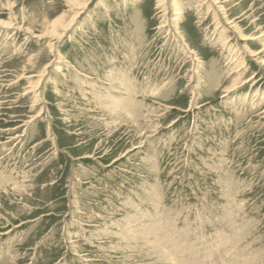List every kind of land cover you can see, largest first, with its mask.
Masks as SVG:
<instances>
[{
	"label": "rangeland",
	"instance_id": "374dc122",
	"mask_svg": "<svg viewBox=\"0 0 264 264\" xmlns=\"http://www.w3.org/2000/svg\"><path fill=\"white\" fill-rule=\"evenodd\" d=\"M75 2L0 0V264H264V0Z\"/></svg>",
	"mask_w": 264,
	"mask_h": 264
},
{
	"label": "bare ground",
	"instance_id": "6f19581e",
	"mask_svg": "<svg viewBox=\"0 0 264 264\" xmlns=\"http://www.w3.org/2000/svg\"><path fill=\"white\" fill-rule=\"evenodd\" d=\"M75 1V0H74ZM160 1H163V0H160ZM78 6H79V12H81V10L82 9H84L87 5H88V0H76V2H75ZM79 12L77 13V15H76V17L79 15ZM181 11H180V9L178 10V12L177 13H180ZM73 16H75V15H73ZM76 17L75 18H73V20H71L68 24H66V25H64V31H66L67 29H69V27L73 24V22L75 21V19H76ZM63 23H61V21L60 20H56L55 22H53V31H51L52 32V34H57V30H56V28L58 27V26H61ZM221 25V24H220ZM7 26H9V24H6V27ZM73 26V25H72ZM62 36V34H59V37H61ZM64 36V35H63ZM62 36V37H63ZM169 38V37H168ZM177 44V43H176ZM235 62V61H234ZM240 69V68H239ZM234 88V87H233ZM153 228V227H152ZM151 228V229H152ZM153 230V229H152ZM158 231V230H157ZM150 233V232H149ZM151 233H153V232H151ZM150 233V234H151ZM154 234V233H153ZM165 234V233H164ZM164 234H163V236H164ZM155 235V234H154ZM158 236V235H157ZM168 236H169V234H168ZM160 237H162V236H160ZM171 237V236H170ZM157 238V237H156ZM159 238V237H158ZM168 239H169V237H167ZM163 239V238H162ZM165 239H166V236H165ZM159 240V239H158ZM171 240H172V238H171ZM173 240H175V239H173ZM166 241H167V239H166ZM169 242H170V240H168ZM167 241V242H168ZM176 241V240H175ZM174 241V242H175ZM155 242H157L156 240H155ZM219 242V241H218ZM159 243V242H158ZM157 243V244H158ZM176 244V243H175ZM223 244V243H222ZM170 245H171V243H170ZM173 245V244H172ZM173 248V252H174V248H175V245H174V247H172ZM177 250V249H176ZM166 251V250H165ZM164 251V252H165ZM171 252V251H170ZM164 254H166V252L164 253ZM170 255V254H169ZM257 255V254H256ZM183 257V256H182ZM170 258V257H169ZM174 262H175V260H174ZM176 263V262H175ZM199 264V263H198Z\"/></svg>",
	"mask_w": 264,
	"mask_h": 264
}]
</instances>
